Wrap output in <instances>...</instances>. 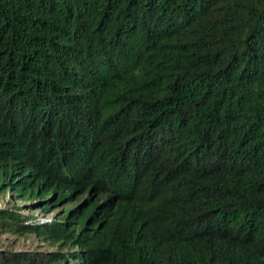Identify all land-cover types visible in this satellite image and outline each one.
I'll use <instances>...</instances> for the list:
<instances>
[{
  "label": "trees",
  "instance_id": "16d2710c",
  "mask_svg": "<svg viewBox=\"0 0 264 264\" xmlns=\"http://www.w3.org/2000/svg\"><path fill=\"white\" fill-rule=\"evenodd\" d=\"M7 192L0 264H264V0H0Z\"/></svg>",
  "mask_w": 264,
  "mask_h": 264
},
{
  "label": "rangeland",
  "instance_id": "374dc122",
  "mask_svg": "<svg viewBox=\"0 0 264 264\" xmlns=\"http://www.w3.org/2000/svg\"><path fill=\"white\" fill-rule=\"evenodd\" d=\"M15 200V201H14ZM11 201H14L17 206L21 207V214L27 216L31 214L35 218L44 217L50 220L57 219L61 211V207L53 208L49 212H43L39 209L31 207L32 202L19 201L10 193L0 195V208H8L11 206ZM13 202V203H14ZM68 207V205L66 206ZM30 221V220H29ZM45 242L37 239L34 235H26L18 237L15 234L0 231V252L2 251H17V252H46L54 250Z\"/></svg>",
  "mask_w": 264,
  "mask_h": 264
},
{
  "label": "built area",
  "instance_id": "2783aa9c",
  "mask_svg": "<svg viewBox=\"0 0 264 264\" xmlns=\"http://www.w3.org/2000/svg\"><path fill=\"white\" fill-rule=\"evenodd\" d=\"M38 220L44 221L45 219L43 217H38Z\"/></svg>",
  "mask_w": 264,
  "mask_h": 264
},
{
  "label": "clouds",
  "instance_id": "9594fccd",
  "mask_svg": "<svg viewBox=\"0 0 264 264\" xmlns=\"http://www.w3.org/2000/svg\"><path fill=\"white\" fill-rule=\"evenodd\" d=\"M44 218V217H43ZM38 219V218H37ZM45 220L44 221H49L50 219H48V218H44Z\"/></svg>",
  "mask_w": 264,
  "mask_h": 264
}]
</instances>
